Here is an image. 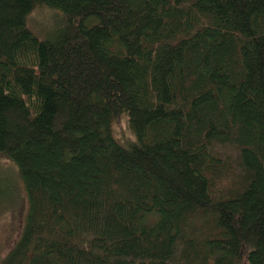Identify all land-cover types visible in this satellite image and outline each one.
Wrapping results in <instances>:
<instances>
[{"label":"trees","instance_id":"obj_1","mask_svg":"<svg viewBox=\"0 0 264 264\" xmlns=\"http://www.w3.org/2000/svg\"><path fill=\"white\" fill-rule=\"evenodd\" d=\"M0 158V264H264V0H0Z\"/></svg>","mask_w":264,"mask_h":264},{"label":"rangeland","instance_id":"obj_2","mask_svg":"<svg viewBox=\"0 0 264 264\" xmlns=\"http://www.w3.org/2000/svg\"><path fill=\"white\" fill-rule=\"evenodd\" d=\"M51 12L53 9L39 8L28 17L29 28L41 38L48 29V33L51 31L49 25ZM121 124L122 135H126L125 119L121 121ZM117 127H113L115 136L121 130L120 128L118 131ZM18 176L15 165L12 166L5 159L0 158V181H7L8 193L6 194L5 187L0 184V197L2 198L0 199V256L7 252L11 241L18 235L27 209L25 191Z\"/></svg>","mask_w":264,"mask_h":264}]
</instances>
